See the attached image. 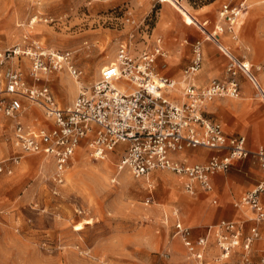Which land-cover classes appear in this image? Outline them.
Returning <instances> with one entry per match:
<instances>
[{"label":"rangeland","instance_id":"374dc122","mask_svg":"<svg viewBox=\"0 0 264 264\" xmlns=\"http://www.w3.org/2000/svg\"><path fill=\"white\" fill-rule=\"evenodd\" d=\"M174 1L192 17L208 21L205 26L210 31L215 24H223L219 9L225 0ZM210 3L211 6L204 7ZM248 6L232 32L225 33L229 45L224 39L222 43L235 56L251 61L252 73L258 75L257 66H264V0H249ZM161 16L177 28H193L198 35L195 40L200 41L203 49L201 70L212 72L211 79H228L225 60L227 65L229 60L226 57L218 60L216 45L205 39L189 20L191 24H186L183 18L188 15L168 1L0 0V50L38 41L45 47L73 51L75 63L82 69L78 80L82 87L90 88L100 69L114 61L119 44H126L133 55L157 46L156 39L161 36L154 33V28ZM195 40L191 36L178 38L172 54L175 60L189 64ZM160 44L168 58L171 50L162 38ZM162 56L156 57L155 72L159 75L164 74L162 66L169 67L168 63L159 62ZM21 61L23 74L31 83L26 57L8 59L1 66L5 68ZM181 74L175 79L177 82ZM235 78L239 84L238 97H216L208 103L217 99H244L243 84L247 83L251 87L249 101L256 102L247 119L250 124H259L264 132L261 95L244 74L238 72ZM66 81L74 82L77 94L80 86L65 72L46 75L41 83H48L55 95L56 86H66ZM24 107L22 119L26 123L38 126L45 121L39 108L28 105L27 101ZM204 114L214 117L209 112ZM224 114L222 120L233 130V115ZM12 130L13 121L0 115V165L3 166L0 264L190 263L180 242L170 234L174 220L171 212L180 204L166 197L167 187L163 186L161 174H169L176 180L171 171L153 170L147 177L134 178L127 171L117 169L121 150L96 159L82 144L65 169L63 182L57 184L53 160L21 151L14 144ZM199 152L202 153H191L194 161H199ZM15 156L20 157L18 162L12 160ZM248 158L258 163L252 155ZM178 187L187 194L179 182ZM147 197L150 200L145 204ZM243 208L246 211L243 218L253 216L248 208ZM252 223L254 220L248 221V225ZM259 241L258 252L264 246V240Z\"/></svg>","mask_w":264,"mask_h":264},{"label":"built area","instance_id":"2783aa9c","mask_svg":"<svg viewBox=\"0 0 264 264\" xmlns=\"http://www.w3.org/2000/svg\"><path fill=\"white\" fill-rule=\"evenodd\" d=\"M248 2L225 0L219 9L223 24H215L213 36L232 32L249 8ZM160 41L156 39L153 50H143L137 55L126 44H119L114 61L100 69L90 88L81 87L69 105H61L49 84L41 81L55 71L79 79L82 69L75 63L73 51L52 49L38 41L0 50V115L13 121L12 138L16 147L53 160L57 184L63 182L64 171L82 144L96 159L121 150L117 169L127 171L134 178L167 169L182 181L188 194H195L198 189L210 191L214 175L228 171L233 160L252 155L260 166L261 177L235 203L248 208L253 214L248 220L255 223L245 230L244 220L221 218L205 225L204 232L192 239V227L176 220L172 235L182 241L187 256L196 264H264V252L256 259L252 256L255 240H264V231L258 225L264 220V148L247 149L243 135L227 136L221 123L203 114L205 105L216 97H238L235 75L241 72L253 80L252 64L225 54L229 60L228 79L215 78L206 86H196L194 76L203 62L201 43L196 40L192 42L191 63L182 70V85L175 100L170 94L179 87L177 80L155 72L156 57L164 54ZM14 57L28 59L27 75L31 83L23 74L22 61L1 66ZM257 70L264 71V66H257ZM261 99L264 105V96ZM24 101L40 109L45 124L34 126L22 119ZM199 147L215 154L200 163L177 158L185 149ZM19 158L15 156L12 160L18 162ZM149 200L147 197L144 203ZM210 238L215 248L210 254L211 261L206 257Z\"/></svg>","mask_w":264,"mask_h":264},{"label":"crops","instance_id":"0c3cea01","mask_svg":"<svg viewBox=\"0 0 264 264\" xmlns=\"http://www.w3.org/2000/svg\"><path fill=\"white\" fill-rule=\"evenodd\" d=\"M208 6H211V3L209 5H204V7H208ZM186 17H187L186 19L182 17L186 24L190 25L192 23L191 25H194L195 27L198 28V26L193 23V21L191 20L189 16H186ZM192 18L196 19L197 17H192ZM188 20L191 23H189ZM199 22L206 29H208V27L205 26L208 21L203 20ZM154 33L159 34V36H161L160 39L162 38L164 40L165 46L169 50H171V53H170L171 55H169L168 58H167L166 53H164L161 59H159L160 63L166 62L169 64L168 68H166L165 66H162L164 69L161 70V72H164L165 75L161 74V76L164 75L174 80L179 79L180 73L187 65L191 63V60L189 64L187 65L183 62H180V61L178 62L177 60H175V57L172 54H174L173 51H175L174 49L176 48V44H175L176 40H178V38H181L182 36H186V37L191 36L192 40H195L198 35L193 30V28L192 30H189L188 28L184 26H178L177 28L173 25H170L169 23H167L164 16H161L160 19L156 22ZM226 36L227 34L225 33L220 34L218 36L220 38L221 43L223 39H224V42H227ZM222 44L224 45V43ZM227 44L229 45V42H227ZM216 47L221 51L220 52L218 50L217 54L215 55L216 58L220 61L222 59L225 60V57H226L225 53L217 45ZM207 48L209 49V47ZM228 49H229V46H228ZM202 53H203V49H202ZM236 57L240 59H244L239 56H236ZM202 61H203V58H202ZM249 62L253 64L251 61ZM225 66H227L226 60H225ZM201 69H202V65L199 69L200 71L198 70L199 72L197 71L198 73H196V75L194 76L195 85L196 86L198 85L200 87L206 86L210 81L214 80V79H211L213 76L212 72L210 71L205 72L204 70H201ZM257 71H258V75H254V76L258 78L260 85L262 87V90L264 92V71H259V70ZM61 87L62 85L56 86L55 95L53 93L54 98H56L57 101H59L61 105L71 104L73 102V97L77 95L74 82L66 81V86H63L62 88ZM250 90H251L250 85H248L247 83H244L243 84L244 99H240V100L217 99L216 101L206 104L203 109V114L206 112H209L214 115V117H209V116H206V114H204L211 121H214V122L217 121L221 123L223 127V132H225L227 136L235 137V135H243L245 137V146L249 150L255 148L257 145L258 146L262 145V147L264 148V132L262 131L260 125L255 124V123L250 124L251 121H248L247 119L249 112L256 105V102L249 101L250 98L248 94ZM178 94L175 95V93H172L170 94V96L175 97L176 98L175 100H177ZM262 105H263V102H262ZM224 113L233 115V117H231L232 119L234 118L231 122L233 125V130L231 129L232 126L228 125L225 121L222 120L224 118L223 117ZM262 113H264V105L262 107ZM263 121H264V115H263ZM223 122L227 125L226 127ZM45 123H46V120L43 121L42 123L40 122L41 125ZM228 127L230 128V130L228 129ZM197 151H201L202 153L200 154L199 152V161H194L193 159L194 157L191 156V153L197 152ZM214 154L215 153L212 150L199 147L195 149H185L182 152V154L177 155V158H181V159L184 158L186 161L190 163H194V162L200 163V162L207 161ZM229 167L230 168L228 171L219 172L218 174L214 175L211 178L212 189L210 191L198 189L195 194H188L187 192H186L187 194H185L184 192L181 193L179 191L178 182L179 184L181 183V185H182V182L174 173L173 174L177 177L176 180L173 179L171 175L169 174H165V173L161 174L162 182L164 184L163 186L167 187L165 188L166 197L169 200L173 202H178V204H180V206H176L175 210L171 212L174 215V220H173V223L171 224L170 234H171V237L176 240V242L177 241L180 242L186 257L190 260L191 264H196V262L187 256L186 246L183 245L182 241L177 236L172 235V231L174 229V223L176 220H179L180 222H183L192 227V231H191L192 239H194L196 236L204 232L205 225L216 223L221 218L230 219L233 221L244 220L245 230H247L250 225L255 223L254 222L248 225V221H249L248 218H243L244 213H246L245 209L242 208L241 206L236 205L235 202H236V199L240 198L245 192L253 188L255 183L259 181L261 177L260 166H258V163L256 164L250 158L248 159L244 158V159L233 160ZM171 179L172 181H170ZM148 180H150L149 176H148ZM166 183H169L170 185H167ZM167 206H170V205H167ZM258 225H259V228L262 231H264V220L259 221ZM260 242L261 241L257 239L253 243L252 256L254 257V259L258 258L259 255L264 252V246L260 249V252H258V247L261 244ZM212 244L213 242H212V239L210 238V243L206 251L207 256H210L211 253L215 252V248ZM207 258L209 259V257ZM185 264H188V262H186Z\"/></svg>","mask_w":264,"mask_h":264},{"label":"bare ground","instance_id":"6f19581e","mask_svg":"<svg viewBox=\"0 0 264 264\" xmlns=\"http://www.w3.org/2000/svg\"><path fill=\"white\" fill-rule=\"evenodd\" d=\"M164 1H168L170 2L174 8L176 9H179V10H182L184 11L190 18L191 20L193 21V23L195 25L198 26L199 30L202 32V34L205 36V39L209 40L210 42L212 43H215L218 47H220L222 49V51L227 55L229 56L231 59L233 60H236V57L233 53H231L229 51V49L227 47H225L221 42H220V38L219 37H216L215 35L213 36L212 34V31L206 29L203 25H201V23L198 21V19H193L186 10H184V8L182 7V5L179 3V2H175L174 0H164ZM237 61V60H236ZM253 80L252 83L255 85L257 91L259 94H261L262 96H264V92L262 90V87L260 85V82L258 80L257 77L253 76ZM75 82L78 83V85L80 86V88L82 87V82H80L78 79H74ZM179 84H181V80L178 81ZM179 92V89L177 88L176 91L174 92L175 95H177ZM80 149V148H79ZM243 208V207H242ZM245 209V208H244Z\"/></svg>","mask_w":264,"mask_h":264}]
</instances>
